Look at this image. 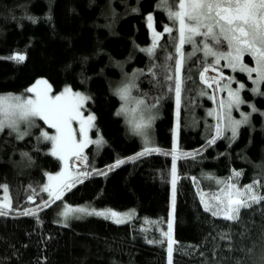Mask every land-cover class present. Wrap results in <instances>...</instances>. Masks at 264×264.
Segmentation results:
<instances>
[{
  "label": "trees",
  "instance_id": "1",
  "mask_svg": "<svg viewBox=\"0 0 264 264\" xmlns=\"http://www.w3.org/2000/svg\"><path fill=\"white\" fill-rule=\"evenodd\" d=\"M151 13L158 31L173 25L171 33H163L153 57L140 50L151 43ZM178 37V25L160 0H0V94L23 93L39 79L49 82L54 93L71 86L91 96L84 110L96 117L92 137L103 139L99 149L90 143L82 153L88 156L91 176L78 179L60 200H53L44 187L48 173L60 171L61 161L49 151V141H38L35 133L23 139L8 129L0 133V206L10 204L0 207L7 213L0 216V264H167L172 157L155 151L139 156L151 145H144L123 115H117L122 104L115 94L117 82L132 80L134 96L160 112L151 147L170 151L175 143L180 153H188L176 162L173 264H261L264 201L241 209L239 221L225 220L205 211L195 181L214 189V180L237 169L242 183H264V96L251 91L245 72L216 65L224 78L229 80L233 73L245 81L243 108L248 112L251 103L259 111L250 112V124L240 126L235 140L225 120L221 134L209 144L216 105L213 89L202 82L200 72L215 66L202 51L187 56L178 120ZM184 49L189 53L191 45ZM220 50L227 51L226 44ZM15 53L26 59H7ZM250 58L245 55L252 63ZM134 72L138 74L133 79H124ZM232 117L240 118L238 113ZM38 128L52 130L41 120ZM117 160L124 163L106 170ZM207 177L212 181L207 183ZM65 203L118 211L134 208L136 216L122 224L87 216L63 225L56 217Z\"/></svg>",
  "mask_w": 264,
  "mask_h": 264
},
{
  "label": "snow or ice",
  "instance_id": "2",
  "mask_svg": "<svg viewBox=\"0 0 264 264\" xmlns=\"http://www.w3.org/2000/svg\"><path fill=\"white\" fill-rule=\"evenodd\" d=\"M94 2V0H93ZM160 3L167 9L168 17L174 23L178 22L179 28V45L176 51L181 52L185 43L196 45L195 50H202L205 57H212L216 64L221 60L227 61V67L232 68L233 71L239 66L241 72H247L251 78L252 73H256V79L253 81L255 84L264 82V0H160ZM35 22L34 18L29 17ZM149 27L152 26V15L147 17ZM164 31L171 33L172 28L167 25L164 26ZM159 33H154L153 48L156 44V39ZM196 37H202L201 41H197ZM226 44L227 51L220 49ZM202 46V47H201ZM153 48L142 49L152 54ZM244 54L250 55L255 61V67H249L243 63ZM7 59L14 60L17 63H22L26 57L21 53H16ZM86 62L87 57L83 58ZM183 64V53L181 58L176 61V77H175V95L177 106V118L179 120V107L181 101V78L180 69ZM208 71L205 68L201 72V79H205L204 73ZM168 79H172L171 76ZM218 83V81H217ZM129 84L116 89L115 94L122 100H128L130 95ZM211 87V85H209ZM227 87V85L225 86ZM245 85L240 84L239 88L244 89ZM28 93H33V96H18L12 94L0 95V132L6 128L12 132L17 133V138L23 139L26 135H31L33 127H39L35 123L36 119L43 121L49 129H55V135H50L47 131H42L38 141H50L52 145L51 154L56 156L59 160L64 162V170L56 175H48V184L44 187V191L48 192L49 197L53 200H60L65 189L72 187L71 172L68 170V160L71 157L83 159L82 151L90 143H95L98 146L103 143V139L90 140L88 132L94 127L96 119L94 114L84 116L82 109L87 101L91 100V96L80 92L74 91L71 86L66 85L59 93H53L52 86L46 80H37L35 85L26 90ZM251 91L259 96H264V91L260 88H253ZM228 109L229 111L224 114L227 116L228 127L231 129V139L235 140L239 135V128L242 124H250L251 114L241 113L242 120H234L231 117V108L238 107L240 104L246 103L241 99L239 90H232L228 88ZM144 100H137L136 105L139 109L144 105ZM153 104L151 107H155ZM220 107L224 108L223 101ZM252 112L259 110L255 105L251 106ZM149 110L148 106L141 109V112ZM127 109L122 108L117 115L126 112ZM136 111V109H133ZM211 114V113H210ZM264 115V113H261ZM218 119L221 117L218 116ZM154 119L151 115L136 124V129L140 134L145 137V142H148L146 131H143L151 126V121ZM73 122L79 124V129L73 127ZM21 124L25 125V129L21 131ZM221 127L216 126V134L219 137ZM79 136V139H78ZM217 137L209 140V144L215 143ZM160 152L159 148L145 147L144 152L138 155H144L149 152ZM176 144L173 145L172 155V189H173V205L175 203V190H176ZM27 155V154H25ZM183 155H188L187 153ZM132 159V158H130ZM123 160H117L115 165L109 167H119L123 164ZM242 173L233 171L234 177H239ZM79 175H87L81 173ZM231 179V177L229 178ZM223 183L224 188L220 190L219 194H214L213 199L216 201L215 210L205 203V211H211L213 216L218 215L223 211V218L229 221H239L241 216V209L251 208L253 204H259L264 201V195H257L254 192V185H261L259 180L253 181L252 184L243 186L242 192L234 183L226 181H217ZM5 192L7 186H3ZM246 197V198H245ZM5 197V201H7ZM203 202V197H202ZM47 205V202H45ZM2 208H9V203H4ZM71 212L83 213L86 215H97L105 218H112L117 224H122L127 218H130L131 213H117L112 210L96 211L95 209H87L83 207L71 208L65 206L64 211L61 213L65 218ZM27 214V213H25ZM7 215L6 212L0 210V216ZM172 223L168 224V264H172L173 241L171 238ZM152 243V241H149ZM251 251V249H249ZM239 264V261L237 262ZM261 264H264V254L261 255Z\"/></svg>",
  "mask_w": 264,
  "mask_h": 264
},
{
  "label": "rangeland",
  "instance_id": "3",
  "mask_svg": "<svg viewBox=\"0 0 264 264\" xmlns=\"http://www.w3.org/2000/svg\"><path fill=\"white\" fill-rule=\"evenodd\" d=\"M149 15H152L153 16V20L151 22V24H152L151 27H149V21L147 19V25H148L149 32H150L151 43L149 45H146V46L141 47L140 50L142 51V49L153 48L154 33H159L160 35H159L158 39H156V44H155V47L153 48L152 54H149L147 51H143V52L147 53L149 56L153 57L154 54L157 51L159 42H160V40L162 38V35H163V33L165 31H162V32L161 31H158L156 29V27H155L154 15L152 13L149 14ZM171 22H173V21L171 20ZM176 23L178 25V22H176ZM166 25L168 27H170V28L173 29V25L172 24L167 23ZM178 28H179V25H178ZM195 39L197 41H201L203 38L202 37H196ZM178 41H179V39H178ZM188 44L189 43H185L183 45L182 49H181V52L178 53V60L181 58V53H183V64H182V67H183L185 61L187 60V56L188 55L190 56V55H193V54H195V53L198 52V51L195 50L196 45L189 44V45H191V50H190L189 53H187L185 51V49H184V46L185 45H188ZM178 45H179V42H178ZM200 51H202V50H200ZM245 55L246 54H244V56H243V63L246 64V65H248L249 67H255V61L253 60V58L251 57L252 58V63H249L247 60H245ZM166 58H168V57H166ZM206 60L213 62L214 63L213 66H215V67H210V66L209 67H204V68H208L211 71V75L212 76L209 77V76H207V73H204L205 79H202V81H204L205 83H207V86H208V84L214 86V89H213L214 91L212 93V98L214 99L215 104H216L215 112L213 111L214 114H215V116H214L215 117V129H214V133H215L216 132V126L218 124L220 126H222V125H224L225 120L227 121V116L224 115V114H226L229 111V109L227 107L228 100H229L228 88H231L234 91L235 90H239L240 97H241V99H243L242 98V94H241L243 89H240L239 88V85L241 83L245 85L246 83L243 80L237 79L236 76H235V74H233V73L230 75V77H229L230 79L229 80H228V77L227 78H224V75H223L222 71L218 70L216 68V65L223 66V68H230V67H227L226 66L227 65V61L226 60H221L218 64L215 63L214 58H212V57H206ZM222 61H224V62H222ZM166 67H168V64L166 65ZM182 67H181L180 73H179L180 77H181ZM156 68L158 69V66H156V64L154 63V65L152 67V70H156ZM236 70H239V66H237V69ZM151 72H153V71H151ZM245 73L247 74L248 79L252 82V89L258 87V88H260L261 91H263L262 90V85H263L264 82H261L260 84L253 83V81L256 79V73H252L251 78L249 77V75H248L247 72H245ZM137 74H138L137 72H134V75H132V74L127 75V76H125L124 79L131 80L135 76H137ZM39 80H45V79H39ZM167 80H168V78H167ZM224 80L225 81L228 80V81H226V82L223 83ZM217 81H218V83H217ZM132 82H133V80H132ZM132 82H129V83L128 82H124V81L117 82V84H118L117 88L123 86L124 84L131 85V87H130V95H129L128 100H122L121 99L122 100V104L120 106V111H121L122 108L127 109V111L124 112V113H122V115H123L125 121L128 123V126L130 128L131 133L139 136V138L141 139V141H142V143L144 145H151L152 146V144H153V128H154V124H155L156 119H157V117H158V115H159L160 112H159V110L157 108H154L151 111L150 106H148V104L146 103V101H145L144 98L134 96L132 90H133L134 86L136 85V81L134 82L133 85H132ZM35 83L33 85H35ZM48 84H49V82H48ZM226 85H227V87H225ZM32 86H30V87H32ZM222 92H225V95L224 96H223ZM6 94H12V95H18V96H21V95H23V96H33L34 95L33 93H28L27 91H25L23 93H2L0 95H6ZM137 100H144V102H145V104L144 105H141L139 109L137 108V105H136V101ZM181 100H182V97H181ZM221 101H223L224 104H225V107L224 108H221L220 107ZM175 104H176V95H175ZM180 104H181V101H180ZM243 105L244 104H240L238 107L233 106L231 108V117L234 115V113H238V115L240 116V118L243 119L241 113L249 114L250 112H252L251 103L248 104V106H250L248 112L243 108ZM145 106H148L149 110H146V111L141 112V109H144ZM84 109H85V106L82 109L85 117H87L89 114H93V113H86ZM133 109H136V111H133ZM176 110H177V106L175 107V113L177 115ZM179 110H180V107H179ZM149 115H151L152 117H154V119L151 121V126L149 128H147V129L143 130V131H146L147 137H148V142L146 143L145 142L144 135L143 134H140V132H138V130L136 129V124L140 122L141 116H143L144 120H147V117ZM218 116H220L221 118L218 119L217 118ZM240 118L239 119H234V120H240ZM35 123L37 125H39V118L36 119ZM73 127L78 130L79 129V124L76 123V122H73ZM20 129H21V131H23L25 129V125L21 124ZM38 129H39L38 127H33L30 130L31 131V134L32 133H35V134H37L39 136L42 131H47V132H49L50 135H55V129H52V130L40 129L39 131H38ZM8 130H10V129H8ZM91 132H92V128L88 132V137H89L90 140H93L94 141V140H97V139H100L101 138V137L93 138L92 135H91L92 134ZM13 133H15L17 135L16 132H13ZM177 136H178V120H176V124H175V128H174V139L176 141H177ZM78 139H79V136H78ZM49 143L51 145V142L50 141H49ZM95 145L97 146V149H99V146L97 144H95ZM151 146H148V147L149 148H152ZM85 148L83 149L82 153L84 152ZM51 149H52V145L50 146V149H49L50 152H51ZM143 152H144V150H143ZM140 153H142V152H140ZM168 155H170L172 157L171 154H168ZM176 156H177V160H178L180 157H182L184 155H183V153H177ZM71 158H72V169L70 167V159H69L68 160V170L71 172V174H72V170H73L74 177L70 180V182L73 185L78 179H82V177L86 176V175H79V174H81V173H87L86 169L88 167V163H87V160L85 159V156H83V159H77V158L73 159V157H71ZM177 160H176V162H177ZM64 167H65L64 162L61 161V169H60V171H58V172H50V173H48V175H56L57 173L62 172L64 170ZM234 170L235 171H239V172L242 173L241 170L233 169L231 171V173L227 177L217 178L216 180H214V182L217 185V187H215L214 189H205L203 187V185H202L201 182H196L195 181L196 190H197L199 199H200V201H201V203H202V205H203L204 208H205V203H207V204H209L212 207L213 210H215L216 201L212 197H213L214 194H219L220 193V190L222 188H224V184L223 183H217V181H226L228 183H234L237 186V188H239L242 192L244 191L243 186H246V185H249V184H252L253 183V182L246 183V184L242 183L241 182V176H242V174L239 177H234L232 175ZM230 177H231V179H229ZM47 178H48V176H47ZM212 179H213L212 177H207L206 178L207 183L210 182V181H212ZM178 180H179V172H178V167H177V163H176V185H177ZM48 182H47V184H48ZM170 184H171V192H172V198H173L172 174H171V178H170ZM261 185H264V183L262 184V182H261ZM66 190L67 189H65L64 192ZM175 192H176V190H175ZM254 192L257 195H264L263 186L254 185ZM202 197H203V202H202ZM65 206H69V207H71L73 209L79 208V207H83V208H87L89 210L95 209L96 211H105V210H109L110 209L112 211H115V212L121 213V214H123V213H131L130 218H127L125 222L132 220L136 216V210L134 208H130V209L123 210V211H118V210H114V209H111V208H97V207L90 206V205H87V204L71 205V204L65 203V204H62L58 208V210H57V214L58 215L56 217V221L58 223H60V224H63V225L69 224L74 219H80V218L87 217V216H97V215H86V214H83V213L71 212L65 218L63 215H61V213L65 209ZM223 215H224V213H223V211H221L217 216L223 217ZM99 217H103V216H99ZM107 219L114 221V219H112V218H107ZM170 222L172 223L171 238H172V241H173V245L172 246H173V253H174L175 237H174V230H173V227H174V206L173 205H172V208L170 209V213H169V216H168L166 233L168 232V224ZM166 237H167V246H166V249H168V236H166ZM173 253H172V264H173ZM167 264H168V251H167Z\"/></svg>",
  "mask_w": 264,
  "mask_h": 264
},
{
  "label": "bare ground",
  "instance_id": "4",
  "mask_svg": "<svg viewBox=\"0 0 264 264\" xmlns=\"http://www.w3.org/2000/svg\"><path fill=\"white\" fill-rule=\"evenodd\" d=\"M251 59V58H250ZM218 89V88H217ZM176 112H177V110H176Z\"/></svg>",
  "mask_w": 264,
  "mask_h": 264
},
{
  "label": "water",
  "instance_id": "5",
  "mask_svg": "<svg viewBox=\"0 0 264 264\" xmlns=\"http://www.w3.org/2000/svg\"><path fill=\"white\" fill-rule=\"evenodd\" d=\"M216 135V137H217V134H215Z\"/></svg>",
  "mask_w": 264,
  "mask_h": 264
}]
</instances>
